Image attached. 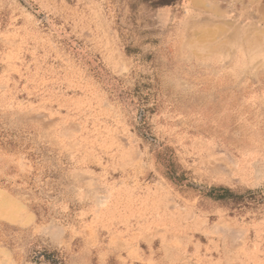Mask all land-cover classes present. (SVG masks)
I'll use <instances>...</instances> for the list:
<instances>
[{
    "label": "rangeland",
    "instance_id": "1",
    "mask_svg": "<svg viewBox=\"0 0 264 264\" xmlns=\"http://www.w3.org/2000/svg\"><path fill=\"white\" fill-rule=\"evenodd\" d=\"M52 260L264 264V0H0V264Z\"/></svg>",
    "mask_w": 264,
    "mask_h": 264
},
{
    "label": "trees",
    "instance_id": "2",
    "mask_svg": "<svg viewBox=\"0 0 264 264\" xmlns=\"http://www.w3.org/2000/svg\"><path fill=\"white\" fill-rule=\"evenodd\" d=\"M169 172L168 177L180 181L182 179L181 173L178 172L177 167L174 163H169ZM206 196L211 198L214 201H219L222 203L229 204H242L244 202V195L238 194L236 191L228 187H213L209 192L206 193ZM52 264H62L61 260H52Z\"/></svg>",
    "mask_w": 264,
    "mask_h": 264
}]
</instances>
